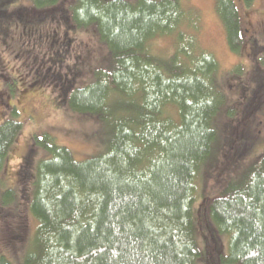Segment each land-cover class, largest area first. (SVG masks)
<instances>
[{"label":"trees","instance_id":"obj_1","mask_svg":"<svg viewBox=\"0 0 264 264\" xmlns=\"http://www.w3.org/2000/svg\"><path fill=\"white\" fill-rule=\"evenodd\" d=\"M253 1L215 0L235 54L245 44L237 3ZM200 27L185 0H0V43L50 50L43 58L13 45L58 108L109 134L104 152L80 162L35 135L11 172L22 131L15 108L0 123L3 239L21 243L28 216L37 223L23 264H264V152L248 162L261 137L264 46L250 47L249 72L239 64L222 74L200 47ZM80 29H92L108 52L85 83L83 62L66 63ZM168 35L172 52L153 53L150 41ZM209 166L221 185L198 203L196 180ZM7 171L15 186L3 180ZM0 264L13 263L0 254Z\"/></svg>","mask_w":264,"mask_h":264},{"label":"rangeland","instance_id":"obj_2","mask_svg":"<svg viewBox=\"0 0 264 264\" xmlns=\"http://www.w3.org/2000/svg\"><path fill=\"white\" fill-rule=\"evenodd\" d=\"M185 5L192 7L199 14L201 20V27L198 31L200 47L216 58L221 73L224 74L239 64H241L242 72H249L254 63L249 54L250 47L253 46L254 42L264 46V0H254L249 8L237 3V9L242 20L243 42H245L244 52L240 54L233 53L227 45L225 29L217 14L215 0H185ZM45 29L51 31L54 27L49 26ZM75 36L76 42L70 48L66 63L83 62L85 74L82 75V81L85 83L91 80L94 69L105 66L108 60V52L106 47L99 42L92 29H80ZM13 45L16 50L22 52L27 51L24 48H31L30 44L25 46V43L21 44L20 41L8 40V43H0V123L9 116L10 108L13 107L17 112L15 120L22 125L21 136L11 154L10 171L14 172L19 167L21 156L27 148H30L32 137L44 133L48 134L55 144L68 148L75 161L78 162L104 152L107 144L105 140L109 137L108 127L105 124L98 125L91 117L82 116L80 113L72 112L67 108H58L54 90L45 83L37 84L32 80L31 58H24V55L19 51L17 54ZM150 45L156 55L167 56L173 50L174 37L170 35L157 36L150 41ZM31 49L37 51L39 56L43 58L51 54L50 50H45L40 45L33 44ZM38 60L41 61V58ZM11 81L13 87L9 86ZM228 84L230 85V83ZM231 87L232 85L227 92L229 97L234 94ZM259 119L261 120L260 141L248 162L253 161L256 156L264 152V115ZM36 151L39 156L42 155L43 150L40 147ZM218 154L219 152L217 156ZM216 162L220 163V158ZM210 168L209 166L204 169L196 180L198 203L203 197H214L218 185H221L220 172L218 176L215 174V169L211 170ZM11 172L7 171L3 174V180H6V185L9 187L15 186L16 182ZM6 213L0 209V254H4L13 264H23L24 253L31 248L37 223L28 216L24 236L26 239L21 243H6L3 239L4 230L9 228V216ZM19 223H22L21 219ZM24 225H26L25 221ZM9 234H11V230ZM224 242H226V238H224Z\"/></svg>","mask_w":264,"mask_h":264},{"label":"flooded vegetation","instance_id":"obj_3","mask_svg":"<svg viewBox=\"0 0 264 264\" xmlns=\"http://www.w3.org/2000/svg\"><path fill=\"white\" fill-rule=\"evenodd\" d=\"M247 24H249V23H247ZM247 24H246V25H247ZM249 25H250V24H249ZM245 31H246V32H248V30H247V29H245Z\"/></svg>","mask_w":264,"mask_h":264}]
</instances>
